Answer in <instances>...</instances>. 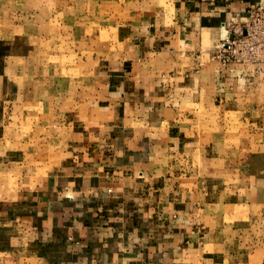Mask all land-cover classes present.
Here are the masks:
<instances>
[{
	"label": "crops",
	"instance_id": "0c3cea01",
	"mask_svg": "<svg viewBox=\"0 0 264 264\" xmlns=\"http://www.w3.org/2000/svg\"><path fill=\"white\" fill-rule=\"evenodd\" d=\"M260 1L172 0L171 24L136 52L155 70L132 61L105 123L79 122L46 159L39 143H11L5 74H20L18 94L27 79L0 57V264H264V64L215 58L227 24ZM207 115L211 177L197 167L172 178L171 145L191 137L197 148ZM215 161L240 171L219 175ZM215 205L245 212L228 240L206 223Z\"/></svg>",
	"mask_w": 264,
	"mask_h": 264
},
{
	"label": "rangeland",
	"instance_id": "374dc122",
	"mask_svg": "<svg viewBox=\"0 0 264 264\" xmlns=\"http://www.w3.org/2000/svg\"><path fill=\"white\" fill-rule=\"evenodd\" d=\"M172 7V0H0V57L5 64L10 61L12 68L18 66L27 79L18 94L16 78L20 74H5L10 83L9 122L5 124L18 134L11 135V143L27 148L39 143L46 159L57 147L55 138L60 144L79 122L104 124L121 98V84L129 82L125 77L130 76L131 62L142 64L144 74L155 70L154 61L136 52L142 53L148 36L171 24L176 16ZM5 52L13 58H6ZM192 62L187 67H193ZM204 117L200 124L204 135L197 148L191 137L183 151L171 145L172 178H194L197 167H203L200 177L204 180L211 177V123L209 115ZM186 128L194 131L189 122ZM23 129L27 134H21ZM228 163L229 169L215 161L214 170L219 175L240 171L238 165ZM246 181L243 183L254 195L253 184ZM239 185L243 187L242 181ZM209 187L203 185L205 196ZM218 208L206 207L213 216L206 223L228 240L232 229L243 225L245 212L242 207ZM241 231L243 240L248 233Z\"/></svg>",
	"mask_w": 264,
	"mask_h": 264
},
{
	"label": "built area",
	"instance_id": "2783aa9c",
	"mask_svg": "<svg viewBox=\"0 0 264 264\" xmlns=\"http://www.w3.org/2000/svg\"><path fill=\"white\" fill-rule=\"evenodd\" d=\"M215 58L225 68L233 65L250 68L264 64V1L254 4L245 18L227 24Z\"/></svg>",
	"mask_w": 264,
	"mask_h": 264
}]
</instances>
